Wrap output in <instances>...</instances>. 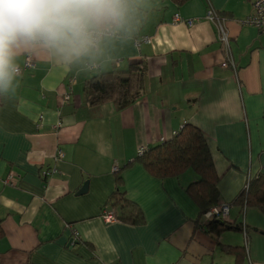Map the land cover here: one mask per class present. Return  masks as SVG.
<instances>
[{
	"label": "crops",
	"instance_id": "crops-1",
	"mask_svg": "<svg viewBox=\"0 0 264 264\" xmlns=\"http://www.w3.org/2000/svg\"><path fill=\"white\" fill-rule=\"evenodd\" d=\"M254 1L121 0L120 19L90 29L115 35L96 46L88 38L79 54L33 43L15 48L21 71L0 90V264H264V214L248 208L242 218L231 205L228 222L246 227L238 263L221 246L243 248L244 232L215 237L198 227L206 220L186 192L194 173L156 179L135 161L139 149L189 124L207 142L221 204L264 174V31L241 23ZM210 8L225 21L233 67L221 66L225 55L205 19ZM139 62L144 93L132 105L89 106L88 79ZM91 64L98 68L89 71ZM9 172L12 185H5ZM117 174L143 225L103 221ZM85 182L87 191L77 194Z\"/></svg>",
	"mask_w": 264,
	"mask_h": 264
},
{
	"label": "trees",
	"instance_id": "trees-1",
	"mask_svg": "<svg viewBox=\"0 0 264 264\" xmlns=\"http://www.w3.org/2000/svg\"><path fill=\"white\" fill-rule=\"evenodd\" d=\"M171 1L180 6L187 0ZM144 72L145 67L139 62L131 64L125 71L98 73L84 83L85 99L91 107L110 103L117 111H121L143 95ZM135 161L156 179L177 178L188 171L194 173L197 179L186 187V192L197 205L199 218L221 204L217 190L218 178L211 154L204 136L197 128L189 124L184 125L170 140L163 141L143 154L137 155ZM116 180L115 191L107 200L105 209L113 213L115 221L133 226L143 225L145 218L142 211L135 203L127 200L125 192L120 189V175ZM246 181L236 198L228 204L229 207L235 205L242 217L248 208H255L264 214V174H256ZM198 227L215 237L226 231H239L244 232L247 238L243 221L226 222L213 219L199 223ZM246 246L247 239L243 248L221 246V249L227 250L228 254L233 253L240 263L246 256Z\"/></svg>",
	"mask_w": 264,
	"mask_h": 264
},
{
	"label": "clouds",
	"instance_id": "clouds-1",
	"mask_svg": "<svg viewBox=\"0 0 264 264\" xmlns=\"http://www.w3.org/2000/svg\"><path fill=\"white\" fill-rule=\"evenodd\" d=\"M122 15L121 0H0V90L11 85L20 43L79 54L93 26Z\"/></svg>",
	"mask_w": 264,
	"mask_h": 264
},
{
	"label": "built area",
	"instance_id": "built-area-1",
	"mask_svg": "<svg viewBox=\"0 0 264 264\" xmlns=\"http://www.w3.org/2000/svg\"><path fill=\"white\" fill-rule=\"evenodd\" d=\"M178 17H174V21H178ZM205 19L212 23L214 25L215 31H216V39L219 45L221 46L222 52L225 55V60L221 64L222 67H227L229 65L232 66V59H231V53H230V38L229 34L227 32L225 21L222 16L218 14V12L214 11L213 9H208ZM192 22L189 21L187 24H191ZM244 25H250L253 26L261 31H264V0H255L251 4V12L250 14L241 22ZM115 35V31L112 28H102V29H92L89 31V39L92 42L94 46L97 45L99 39L105 36H113ZM143 42H149L148 38H143ZM34 45H40L44 46L43 44L36 42L33 43ZM140 43H137V46H139ZM29 67H32V63L29 58L26 59L23 68L27 69ZM98 67L96 65H87V69L89 71L96 70ZM20 68H15V74L20 73ZM69 99V95L65 96V100ZM163 142V141H162ZM145 149H139L138 155H141L145 152ZM62 157V152L57 151L56 152V159H60ZM113 171H117V166H113ZM46 172L44 175H47ZM12 179L13 174L11 172L8 173V175L3 180V183L5 185H12ZM248 180V179H247ZM247 183V181H246ZM245 183V184H246ZM246 187V186H245ZM229 205L228 204H219L218 206L212 208L208 213L204 215V218L206 221L209 220H218V221H229ZM102 219L106 223H110L114 221L113 213L112 212H104L102 214ZM76 238V235H75ZM244 242L246 243V238L244 235Z\"/></svg>",
	"mask_w": 264,
	"mask_h": 264
},
{
	"label": "water",
	"instance_id": "water-1",
	"mask_svg": "<svg viewBox=\"0 0 264 264\" xmlns=\"http://www.w3.org/2000/svg\"><path fill=\"white\" fill-rule=\"evenodd\" d=\"M87 191V182L83 184V186L80 188V190L77 192V194H83Z\"/></svg>",
	"mask_w": 264,
	"mask_h": 264
},
{
	"label": "rangeland",
	"instance_id": "rangeland-1",
	"mask_svg": "<svg viewBox=\"0 0 264 264\" xmlns=\"http://www.w3.org/2000/svg\"><path fill=\"white\" fill-rule=\"evenodd\" d=\"M252 176V175H251ZM242 217V216H241ZM243 218V217H242ZM241 219V218H240ZM252 231L250 230L249 233H251Z\"/></svg>",
	"mask_w": 264,
	"mask_h": 264
}]
</instances>
